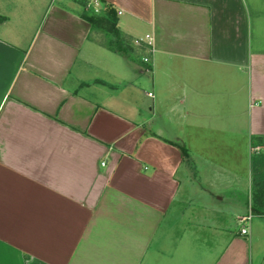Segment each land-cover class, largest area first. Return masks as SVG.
<instances>
[{"label": "crops", "instance_id": "1", "mask_svg": "<svg viewBox=\"0 0 264 264\" xmlns=\"http://www.w3.org/2000/svg\"><path fill=\"white\" fill-rule=\"evenodd\" d=\"M83 1L0 14V264H264V0Z\"/></svg>", "mask_w": 264, "mask_h": 264}, {"label": "rangeland", "instance_id": "2", "mask_svg": "<svg viewBox=\"0 0 264 264\" xmlns=\"http://www.w3.org/2000/svg\"><path fill=\"white\" fill-rule=\"evenodd\" d=\"M40 0H0V14H10L12 17V24H15L16 28L27 30L31 25H33L36 20H33V18H30V14L32 12L33 17L37 18L38 16L35 15V13L38 12V9L41 7V4L39 3ZM98 3L97 1L89 0L88 1V9L93 11L95 14L102 15L103 9L100 11H97V13L94 11L95 4ZM90 3V6H89ZM99 4V3H98ZM101 6V5H100ZM99 10V9H97ZM94 38L97 41H100L101 43H111L114 42L115 39L113 36L103 33L101 30H95ZM122 41V48L125 53L130 57H140V53L136 50H132V47L129 44H132L128 42V44ZM133 46V45H132ZM103 54L106 56L107 65L111 68V70L115 71H123V67L125 69L126 74L129 75V69H136L139 66L140 69V63L139 61L135 62H129L128 60H125L124 58L114 54L110 53L109 51H102ZM143 70V74L141 76H144L146 80L149 79V73L148 70L141 68ZM193 177V176H192ZM190 181H193V185L196 186L198 183L197 179L191 178ZM186 181L185 176L182 177V184H184ZM251 212H249V215ZM252 215V214H251Z\"/></svg>", "mask_w": 264, "mask_h": 264}, {"label": "trees", "instance_id": "3", "mask_svg": "<svg viewBox=\"0 0 264 264\" xmlns=\"http://www.w3.org/2000/svg\"><path fill=\"white\" fill-rule=\"evenodd\" d=\"M103 7V14H95L93 11L88 9V1L85 0L80 2L81 10H80V17L86 20L93 30H101L103 33L111 35L114 37L115 41L111 43H105V46L122 55H126L125 51H123L122 41L120 38V32L117 27V16L115 8L103 1V0H95ZM5 17L0 15V22L3 21ZM174 145L180 152L181 161L183 164L191 166L192 165V158L190 156L189 151L187 148L178 142H169ZM251 214L253 215V210H250Z\"/></svg>", "mask_w": 264, "mask_h": 264}, {"label": "built area", "instance_id": "4", "mask_svg": "<svg viewBox=\"0 0 264 264\" xmlns=\"http://www.w3.org/2000/svg\"><path fill=\"white\" fill-rule=\"evenodd\" d=\"M95 3H96V2H95ZM94 11L97 13V9H96V8H94ZM145 39L147 40L146 43H147L148 45H150V43H151V42H150V41H151L150 36H149V35H146V36H145ZM141 41H142V39L138 40L137 43H140ZM142 61H143V62H147L148 59L145 57V58L142 59ZM148 95L151 96L150 93H148ZM249 219H250V216L248 215V216H246V217H243V218L240 220V223H239V226H240V229H239L240 235H243V236L247 235V233H248V226H247V224H248Z\"/></svg>", "mask_w": 264, "mask_h": 264}]
</instances>
